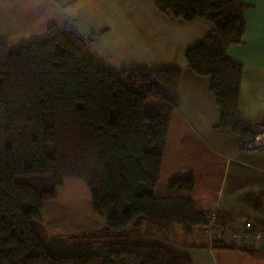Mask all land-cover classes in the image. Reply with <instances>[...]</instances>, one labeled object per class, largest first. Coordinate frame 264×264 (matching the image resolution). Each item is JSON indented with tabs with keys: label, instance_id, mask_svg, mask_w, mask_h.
<instances>
[{
	"label": "trees",
	"instance_id": "1",
	"mask_svg": "<svg viewBox=\"0 0 264 264\" xmlns=\"http://www.w3.org/2000/svg\"><path fill=\"white\" fill-rule=\"evenodd\" d=\"M152 1L174 19L212 24L185 59L210 80L218 127L247 135L237 118L242 67L226 50L241 42L248 5ZM92 36L50 27L38 42L0 43V264H192L185 252L133 237L142 223L187 233L205 224L190 198L153 194L181 71L113 72L88 56ZM148 100L157 107H146ZM68 179L86 186L105 226L45 239L42 207ZM193 186L191 176L168 184L183 192Z\"/></svg>",
	"mask_w": 264,
	"mask_h": 264
},
{
	"label": "crops",
	"instance_id": "2",
	"mask_svg": "<svg viewBox=\"0 0 264 264\" xmlns=\"http://www.w3.org/2000/svg\"><path fill=\"white\" fill-rule=\"evenodd\" d=\"M84 1L0 0V43L38 42L50 27H55L84 37L94 34L87 43L86 52L95 62L113 72L140 67L180 69L178 104L171 114L159 179L153 194L156 197L190 198L196 211L205 214L215 212L221 223L237 226L249 221L254 227L264 226V151L235 152L245 135L218 127L221 112L210 92L209 78L194 74L187 62L183 58L178 60L177 56L171 60H167L171 57H159L148 65L137 54L121 50L114 53L111 47L121 36L111 38V28L106 19L91 17L89 22L81 21L79 13L83 14ZM240 1L248 5L243 12L246 28L240 44L226 50V56L242 67L237 118L244 126L264 125V0ZM137 17L123 18L121 22L127 29L136 30L145 24V19ZM164 18V22L176 24L184 30L180 35L184 42H181L182 52L199 43L212 29L210 22L201 19L186 25L174 18ZM102 37L111 38L109 51L101 47L99 40ZM146 107L156 108L157 102L148 100ZM185 176L194 180L192 191L169 189L170 179ZM67 181L58 189L56 199L42 207L45 239L99 230L105 226L104 219L92 211L89 192L82 195V186L76 183L78 180ZM60 193L75 197L74 205L63 206ZM47 204L50 205L46 207ZM172 228L183 230L181 226L174 225L161 231L142 223L132 235L142 243L162 244L177 252H185L192 264H264V248L231 244L224 236L210 240L203 226L193 227L187 235L181 233L180 239L172 237Z\"/></svg>",
	"mask_w": 264,
	"mask_h": 264
},
{
	"label": "rangeland",
	"instance_id": "3",
	"mask_svg": "<svg viewBox=\"0 0 264 264\" xmlns=\"http://www.w3.org/2000/svg\"><path fill=\"white\" fill-rule=\"evenodd\" d=\"M78 9L79 8L75 9V12ZM82 12L83 14L81 12L79 13L81 21L89 22L91 17L96 20L106 19V21H108V27L111 28V38L113 36H121L120 39H116L115 45L111 47L114 53H117V50H121L125 53L137 54L138 57H141V61L148 65H151V62H154L159 57L161 59L171 57L167 59L171 60L175 59L177 56L178 60L183 58L184 61H186L184 55L186 49L183 52L180 49L182 46L181 44L184 43L180 35L184 33V30L176 24L164 22L166 20L164 17L169 18L168 15L166 16L158 11L152 0H85ZM155 13L159 15V18L156 17ZM135 16L145 19L143 27L136 30H129L127 27H124L121 20L123 18L134 19ZM155 19L161 22L155 24L149 22V20ZM174 20H178L186 25L190 23L180 19ZM92 35V38H94V34ZM97 37H95V39ZM103 37L99 40L101 42V47L109 51L111 38ZM133 47L135 48L132 50ZM65 183H68V181L66 180ZM76 183L82 186V195H88L86 187L79 181H76ZM65 196L61 193L59 194L60 203L63 202V206L65 207L74 205L73 201H76L75 197L72 198V196L69 195ZM48 205L50 204H47L46 207H48ZM171 230L174 233L172 237L177 236L181 239V233L187 235V232L184 230H182V232L174 228ZM184 239H186V236H184Z\"/></svg>",
	"mask_w": 264,
	"mask_h": 264
},
{
	"label": "built area",
	"instance_id": "4",
	"mask_svg": "<svg viewBox=\"0 0 264 264\" xmlns=\"http://www.w3.org/2000/svg\"><path fill=\"white\" fill-rule=\"evenodd\" d=\"M245 127L248 134L244 136L242 145L236 148L235 152L264 151V125L253 124ZM203 229L210 240L224 236L231 244H239L247 248H264V226L254 227L249 221L237 226L221 223L215 212H209L205 214Z\"/></svg>",
	"mask_w": 264,
	"mask_h": 264
}]
</instances>
